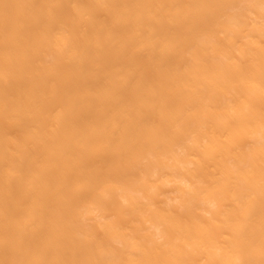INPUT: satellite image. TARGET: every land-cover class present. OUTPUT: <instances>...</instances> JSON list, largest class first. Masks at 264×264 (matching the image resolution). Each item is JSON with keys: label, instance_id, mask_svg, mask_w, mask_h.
I'll list each match as a JSON object with an SVG mask.
<instances>
[{"label": "bare ground", "instance_id": "bare-ground-1", "mask_svg": "<svg viewBox=\"0 0 264 264\" xmlns=\"http://www.w3.org/2000/svg\"><path fill=\"white\" fill-rule=\"evenodd\" d=\"M0 264H264V0H0Z\"/></svg>", "mask_w": 264, "mask_h": 264}]
</instances>
